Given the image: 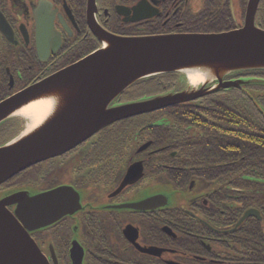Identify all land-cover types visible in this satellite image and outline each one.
<instances>
[{"label": "flooded vegetation", "instance_id": "obj_1", "mask_svg": "<svg viewBox=\"0 0 264 264\" xmlns=\"http://www.w3.org/2000/svg\"><path fill=\"white\" fill-rule=\"evenodd\" d=\"M247 3L0 0L5 21L4 31L0 29V102L100 50L103 35L133 39L227 33L243 26ZM255 23L264 31V0ZM146 81L130 86L113 105L185 89L178 78ZM225 82L237 85L222 90L248 93L244 84L259 80L227 77ZM208 97L113 123L19 172L0 185V199L17 192L29 198L60 192L50 210L53 216L36 209L41 222L30 233L49 264H264V174L240 175L224 157L204 152L215 146L214 131L224 129L218 112L191 109ZM21 130L18 119L2 125L0 140L12 137L0 146ZM152 182L173 196L187 194L186 203L172 206L170 193H148ZM21 200L6 206L19 224L17 205L20 215L31 208ZM46 216H52L49 225L43 223Z\"/></svg>", "mask_w": 264, "mask_h": 264}, {"label": "water", "instance_id": "obj_2", "mask_svg": "<svg viewBox=\"0 0 264 264\" xmlns=\"http://www.w3.org/2000/svg\"><path fill=\"white\" fill-rule=\"evenodd\" d=\"M259 1L248 0L242 28L227 33L133 39L103 35L100 50L0 102V125L23 117L20 112L28 105L50 102L38 124L0 146V185L113 123L236 86V82H225L229 76L264 71V31L255 25ZM4 27L0 14V29L4 31ZM181 73L190 88L113 105L122 92L141 80ZM188 74H197L201 80L192 84ZM55 196L60 197V192L31 198L17 192L0 199V264H49L30 233L39 229L41 222L36 219V209L40 207L42 214L50 215ZM19 198L31 205L21 215L17 205L15 214L21 224L6 211V206ZM52 216H46L43 223L48 221L49 225Z\"/></svg>", "mask_w": 264, "mask_h": 264}, {"label": "trees", "instance_id": "obj_3", "mask_svg": "<svg viewBox=\"0 0 264 264\" xmlns=\"http://www.w3.org/2000/svg\"><path fill=\"white\" fill-rule=\"evenodd\" d=\"M229 77L257 78L259 82L244 84L247 87H243L246 88L248 93L234 89L220 90L209 94L208 98L203 99L205 101L201 104L202 106H190L192 110H212L218 112L217 120L220 127H224L220 132L214 131L215 146L213 149L209 147L204 148V152L210 156L216 154L218 159L224 157V162H228L229 166L235 172L240 173V175L244 174L249 178L250 176L263 175L264 71L243 72ZM177 78L178 75L176 74L159 75L147 79L146 83L153 82L156 84L160 82L159 80L173 81ZM0 89L2 90V87ZM231 124H233V128H229ZM227 128L229 131L232 129V134L228 133ZM11 137L12 135L8 139ZM5 141H7V138ZM231 159L234 160L233 164L231 163ZM223 168L221 169L223 170ZM260 183L261 181L257 182L256 185H260ZM258 227V225L252 226L255 230Z\"/></svg>", "mask_w": 264, "mask_h": 264}, {"label": "rangeland", "instance_id": "obj_4", "mask_svg": "<svg viewBox=\"0 0 264 264\" xmlns=\"http://www.w3.org/2000/svg\"><path fill=\"white\" fill-rule=\"evenodd\" d=\"M178 79H179V82H181V86H185V89L186 88H190V84L188 83L187 79L185 78V74L181 73L179 74L178 76ZM130 91H132L130 89ZM12 120L14 119H18L21 121V124H22V130L20 132V134H23L25 132H27L28 130H30L33 126H30V124L27 122L26 119H24L23 117H20V116H16V117H13L11 118ZM1 128V126H0ZM19 130H16V132H18ZM19 136V135H18ZM8 137L10 136H7V140H8ZM3 139V141L0 140L1 143H3L5 141V139ZM146 191L148 193H154V192H165V193H170L171 196H170V202H171V205H176L177 204V201L178 202H184L186 203L187 199H188V195L187 194H184L182 192L178 193V195H174L173 196V192L172 190H170L169 188H166V187H162V186H159L157 183L155 182H152L150 183V186L146 189ZM141 196H144V193H141ZM140 198V197H139Z\"/></svg>", "mask_w": 264, "mask_h": 264}, {"label": "bare ground", "instance_id": "obj_5", "mask_svg": "<svg viewBox=\"0 0 264 264\" xmlns=\"http://www.w3.org/2000/svg\"><path fill=\"white\" fill-rule=\"evenodd\" d=\"M188 80L190 83L194 84L198 83V81L201 80V77L197 76V74H188ZM49 104L48 102L41 101L39 103L28 105L21 110L20 115L27 119L30 126H35L45 116Z\"/></svg>", "mask_w": 264, "mask_h": 264}]
</instances>
